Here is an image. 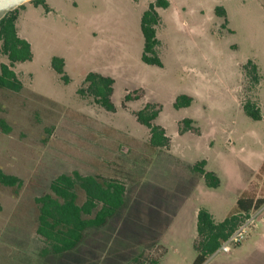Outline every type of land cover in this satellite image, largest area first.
Masks as SVG:
<instances>
[{
	"label": "rangeland",
	"instance_id": "374dc122",
	"mask_svg": "<svg viewBox=\"0 0 264 264\" xmlns=\"http://www.w3.org/2000/svg\"><path fill=\"white\" fill-rule=\"evenodd\" d=\"M153 1L45 0L16 10L33 57L12 68L19 92L0 88V172L21 181L0 185V264H192L197 233L188 215L203 201L199 210L220 219L237 213L241 196L264 199V0H168L158 9L162 67L141 61L140 19ZM54 57L64 60L67 84ZM249 60L261 77L255 87L242 71ZM8 63L0 54V66ZM91 72L114 80V112L77 93ZM179 95L193 98L189 108L174 109ZM246 100L258 104L261 120L244 114ZM147 103L162 108L156 124L167 148L151 149L135 118ZM186 118L198 132L180 131ZM201 160L220 179L212 191L219 199L192 172ZM74 171L122 182L125 205L86 231L74 252L44 256L37 200ZM257 212L242 244L204 264H264V205Z\"/></svg>",
	"mask_w": 264,
	"mask_h": 264
},
{
	"label": "trees",
	"instance_id": "16d2710c",
	"mask_svg": "<svg viewBox=\"0 0 264 264\" xmlns=\"http://www.w3.org/2000/svg\"><path fill=\"white\" fill-rule=\"evenodd\" d=\"M31 3L35 6L46 7L43 0H33ZM168 7V0H154L141 16L140 30L144 41L141 61L147 65L162 67L159 57L160 41L156 34L157 27L161 23L158 9ZM19 8H23V5ZM16 10L9 12L0 20V54L5 55L9 61L8 64L0 66V88L13 92H19L22 89V83L12 68L17 63L31 61L33 57L29 42L18 35ZM215 14L226 18V12L222 7H216ZM64 66L62 58H52V69L67 84L69 80L65 75ZM242 71L254 87L260 84L261 77L258 67L252 61H247L242 66ZM113 91L114 80L111 77L91 72L86 75L83 86L77 93L83 98L92 99L94 104L105 111L114 112ZM130 99L128 95L125 96V101ZM135 99H138V96ZM192 102V97L179 95L173 107L176 110L188 108ZM161 110L160 105L147 103L134 114L137 122L149 131L148 143L151 149L167 148L170 144V138L164 128L156 124ZM242 110L252 120L262 119L258 104L252 100L244 101ZM180 131L198 132V129L194 127L193 120L186 118L182 120ZM192 172L202 176L208 188L219 187L218 177L205 170L204 160L196 162L192 166ZM0 185L20 188L21 181L14 176L0 172ZM78 191L84 194L82 203L79 202ZM125 193V185L122 182L100 175H82L74 171L56 177L50 184L49 192L37 200L36 232L46 244L43 255L61 256L78 249L86 231L103 227L109 219L118 215L125 205ZM263 205L264 199L241 196L236 203L237 213L227 216L220 223L215 222L208 210L200 209L197 214L196 256L192 264H204L215 254L221 243L237 227L243 217Z\"/></svg>",
	"mask_w": 264,
	"mask_h": 264
},
{
	"label": "built area",
	"instance_id": "2783aa9c",
	"mask_svg": "<svg viewBox=\"0 0 264 264\" xmlns=\"http://www.w3.org/2000/svg\"><path fill=\"white\" fill-rule=\"evenodd\" d=\"M257 213L245 215L237 227L221 243L214 255L219 253H229L231 250L242 244L247 239L248 231L254 225ZM213 255V256H214Z\"/></svg>",
	"mask_w": 264,
	"mask_h": 264
},
{
	"label": "crops",
	"instance_id": "0c3cea01",
	"mask_svg": "<svg viewBox=\"0 0 264 264\" xmlns=\"http://www.w3.org/2000/svg\"><path fill=\"white\" fill-rule=\"evenodd\" d=\"M44 1V4H45V0H43ZM46 5V4H45ZM38 6H40V5H38ZM36 7V6H35ZM261 104V103H260ZM261 106H262V104H261ZM189 108V107H188ZM184 109H187V108H184ZM189 119V118H188ZM191 119V118H190ZM192 120V119H191ZM201 129H202V135H201V137L202 136H204V129L201 127ZM209 146V148L210 147H212V144H209L208 145ZM202 161V160H201ZM205 161V170L207 171V172H212V173H214L216 176H217V174L213 171V170H209V169H207L208 168V160H204ZM199 162V161H198ZM218 177V176H217ZM218 179H219V177H218ZM219 181H220V179H219ZM220 185H221V182H220ZM220 185H219V187L218 188H216V189H211V188H208L206 185H205V183H204V189L207 191V193L209 194V195H211V196H214V199L213 200H215V199H219L220 197H219V195L218 194H215L214 192H212V191H214V190H217V189H219L220 188ZM205 202L206 201H203L201 204H200V207L201 206H203V205H205ZM200 207H198V209H197V213L196 214H194V216L193 217H191V216H189L188 215V218H189V222L192 224L191 225V227H192V230H194V232L195 233H197V214H198V211H199V208ZM185 211H187V210H185ZM184 211V212H185ZM210 213H211V215L213 216V218L215 219V222L216 223H220V222H222L225 218H226V215L224 216V217H222V218H220V219H218V218H216V216H215V213L212 211V210H208ZM183 213V212H182ZM180 216H181V214H180ZM178 218H179V216H178ZM177 218V219H178ZM177 221V220H176Z\"/></svg>",
	"mask_w": 264,
	"mask_h": 264
},
{
	"label": "water",
	"instance_id": "95a60500",
	"mask_svg": "<svg viewBox=\"0 0 264 264\" xmlns=\"http://www.w3.org/2000/svg\"><path fill=\"white\" fill-rule=\"evenodd\" d=\"M33 0H0V20H2L9 12H12L20 6Z\"/></svg>",
	"mask_w": 264,
	"mask_h": 264
}]
</instances>
